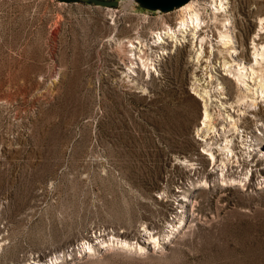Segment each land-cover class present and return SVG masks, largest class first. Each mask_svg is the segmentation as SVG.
Returning a JSON list of instances; mask_svg holds the SVG:
<instances>
[{
    "label": "rangeland",
    "instance_id": "1",
    "mask_svg": "<svg viewBox=\"0 0 264 264\" xmlns=\"http://www.w3.org/2000/svg\"><path fill=\"white\" fill-rule=\"evenodd\" d=\"M122 1L0 0V264L54 254V264H264V101L240 105V128L257 134L251 156L234 136L237 171L250 168L249 179L216 188L195 133L202 101L191 92L196 78L214 99L216 80L207 82L189 40L168 44L150 75L126 74L118 41L148 38L176 7ZM228 4L237 48L249 56L264 0ZM222 83V100H234L235 87ZM181 204L184 222L169 232ZM147 229L171 236L141 252L99 243L141 241ZM83 240L95 251H81Z\"/></svg>",
    "mask_w": 264,
    "mask_h": 264
},
{
    "label": "bare ground",
    "instance_id": "2",
    "mask_svg": "<svg viewBox=\"0 0 264 264\" xmlns=\"http://www.w3.org/2000/svg\"><path fill=\"white\" fill-rule=\"evenodd\" d=\"M133 1L135 0H126L125 3L129 5ZM228 3L229 0H189L174 9L172 22H168L163 15H160L157 18V24L151 27L148 38H143L138 33L133 38L118 41L117 45L119 52L127 60H125L127 62H125L126 74L135 73L136 68H140L150 75L157 71L159 59L166 52L165 47L168 44L176 46L187 40L192 42L191 46L193 50L191 49V55L195 63L205 62L202 68H204V74L208 73L206 75L208 77L207 82L214 83L213 79L216 80V85L213 86V89L217 92L213 99L212 96L214 94L211 93L210 87H206V85L200 86L201 82L197 83L196 78L192 82L191 90L193 91L191 92L197 94L196 96L200 98L203 105V111L201 112L195 133L197 139L204 141L201 153L206 155V160L211 164V171L215 173L214 178H212L216 184L215 187L227 188L237 187V185L241 186V184L249 179L250 175V168H245L243 171L241 167L237 171V168L241 166V162L237 151L235 152L234 150V136L240 134L247 156H251L255 149L253 146L257 145L253 141L257 139V134H255L256 137H253V135H248L244 132L243 128H240L239 121L241 115L245 112V109H241L240 105L256 106L259 102L264 101V34H262L264 32L262 30L264 28V13L258 17V29L255 35L251 37L249 42L251 44L249 46L251 51H249L250 54L247 56L244 50L242 51L237 48V36L232 28L233 22L229 14ZM107 9L113 13V9L115 8L107 7ZM204 27L208 28L205 29ZM152 46H158V48L153 49ZM215 55H218V64L217 60L214 59ZM217 65L218 68L220 67V70L231 74V77L224 72L220 74L222 79L219 80V72L217 73L218 70H216ZM223 80L227 85L233 86L236 89L234 100L232 101L227 102V100H222V98L226 97L224 95L225 86L222 83ZM212 101L216 102L217 108L214 107V111H211L210 104ZM218 102L219 104H217ZM233 103H236L238 107H234ZM231 108L238 112L234 114ZM217 118H220V126L216 122ZM257 127L260 128L259 126ZM230 134L233 135L230 136ZM261 134H264V132ZM261 154L263 155L264 153ZM183 161L187 162V165L193 166V162H189V159L185 158ZM233 166H236L235 170ZM198 181L200 183H207V178L204 176ZM263 182L264 178L257 183L261 184ZM182 193L187 201L192 198L191 196H195L191 192L190 194L186 193V191ZM180 206L183 207L180 210L183 213L180 215V222L178 221V224L171 223L169 232L175 231L184 222L185 205L181 204ZM145 232L148 234L144 235L141 241L114 237L113 235L111 240L101 239L99 243L105 247L117 245L123 247V249H136L141 252L147 250V245L153 248L161 247L163 245L162 242L165 239L167 240L170 235L166 233L160 238L151 231H148V229ZM96 236L97 234L94 233V237ZM78 247L83 249L81 251L85 250L89 254L96 249L95 245L89 240H83ZM59 257L58 254H54L44 261L36 260L34 264L58 263Z\"/></svg>",
    "mask_w": 264,
    "mask_h": 264
},
{
    "label": "water",
    "instance_id": "3",
    "mask_svg": "<svg viewBox=\"0 0 264 264\" xmlns=\"http://www.w3.org/2000/svg\"><path fill=\"white\" fill-rule=\"evenodd\" d=\"M88 3H94L96 5L103 6H117L119 4V0H85ZM142 7L151 9V10H162L167 11L178 7L189 0H135Z\"/></svg>",
    "mask_w": 264,
    "mask_h": 264
}]
</instances>
